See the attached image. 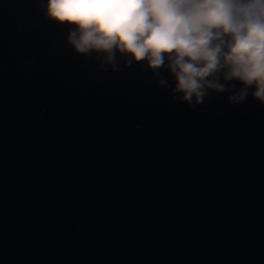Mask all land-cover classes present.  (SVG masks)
<instances>
[{
    "label": "water",
    "instance_id": "water-1",
    "mask_svg": "<svg viewBox=\"0 0 264 264\" xmlns=\"http://www.w3.org/2000/svg\"><path fill=\"white\" fill-rule=\"evenodd\" d=\"M0 264H207L111 189L0 81Z\"/></svg>",
    "mask_w": 264,
    "mask_h": 264
},
{
    "label": "clouds",
    "instance_id": "clouds-1",
    "mask_svg": "<svg viewBox=\"0 0 264 264\" xmlns=\"http://www.w3.org/2000/svg\"><path fill=\"white\" fill-rule=\"evenodd\" d=\"M46 15L75 25L67 42L95 53L101 71L119 70L116 53L153 70L167 56L172 94L191 109L224 93L230 105L250 95L264 105V0H47Z\"/></svg>",
    "mask_w": 264,
    "mask_h": 264
}]
</instances>
